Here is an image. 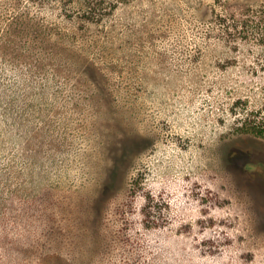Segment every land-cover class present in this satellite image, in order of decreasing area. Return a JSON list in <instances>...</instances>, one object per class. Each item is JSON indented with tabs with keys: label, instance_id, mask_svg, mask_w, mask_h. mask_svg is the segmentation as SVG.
Here are the masks:
<instances>
[{
	"label": "rangeland",
	"instance_id": "obj_1",
	"mask_svg": "<svg viewBox=\"0 0 264 264\" xmlns=\"http://www.w3.org/2000/svg\"><path fill=\"white\" fill-rule=\"evenodd\" d=\"M110 2L0 0V264H264V0Z\"/></svg>",
	"mask_w": 264,
	"mask_h": 264
},
{
	"label": "trees",
	"instance_id": "obj_2",
	"mask_svg": "<svg viewBox=\"0 0 264 264\" xmlns=\"http://www.w3.org/2000/svg\"><path fill=\"white\" fill-rule=\"evenodd\" d=\"M56 1H69L70 4L72 5L74 3H79V5L84 7L87 18L93 19V20L104 17L105 13L103 9L106 8L105 10H107L109 6V5H106L109 2V0H56ZM117 4L118 3L115 2V0H113L112 3L110 2V6H111L110 9H113L114 7H116ZM236 19H238V16ZM64 232L65 231H63L61 228L58 227V229H55V231H53L51 234H48L44 237V241L42 244L44 245L47 244L46 246L44 247H41L39 245H36L34 247L28 246L25 250L26 251L25 254L29 253V255L31 254L33 256V253H34V254H37V256L39 255L40 257L42 256V258H46L47 264H58L55 261V258L58 257L60 254L57 253L58 252L57 250L52 251L51 249H53L52 247L53 244L56 242V240L59 241L60 236L63 235ZM63 241L64 239L61 242ZM49 258H51V261Z\"/></svg>",
	"mask_w": 264,
	"mask_h": 264
}]
</instances>
